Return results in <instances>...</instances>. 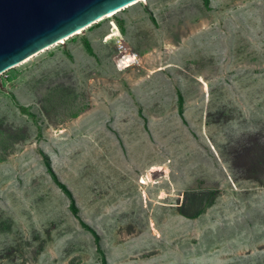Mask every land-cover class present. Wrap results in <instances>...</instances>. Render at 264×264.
I'll list each match as a JSON object with an SVG mask.
<instances>
[{"label": "rangeland", "instance_id": "rangeland-1", "mask_svg": "<svg viewBox=\"0 0 264 264\" xmlns=\"http://www.w3.org/2000/svg\"><path fill=\"white\" fill-rule=\"evenodd\" d=\"M122 52L137 60L117 67ZM22 61L0 73V264H100L40 150L71 188L103 180L106 104L127 93L141 99V228L98 233L105 263L264 264V0L137 1ZM186 170L185 226L166 189Z\"/></svg>", "mask_w": 264, "mask_h": 264}, {"label": "crops", "instance_id": "crops-1", "mask_svg": "<svg viewBox=\"0 0 264 264\" xmlns=\"http://www.w3.org/2000/svg\"><path fill=\"white\" fill-rule=\"evenodd\" d=\"M118 96L111 97L107 102L109 104H106L110 107L107 111L109 128L102 129V133L110 138L113 153L103 159L105 167L100 164L102 166L96 168V174L99 177L105 176L103 180L98 179L86 184L79 183L80 185L77 184L71 188L64 176L57 174L60 181L71 191L81 219L92 226L97 233L105 230L115 236L133 234L136 233V229L141 228V183L139 179L144 172V169L141 171V117L138 109H135L137 105L141 107V99L137 93L121 94V98ZM82 114L81 112L79 118ZM134 122L138 123L136 128L131 126ZM98 133L96 137L101 138L103 135L99 136ZM91 138L92 135H90ZM102 146L99 142L95 146L97 148L95 157L98 163L103 151ZM48 157L55 172L51 162L52 158ZM74 169L76 170L77 167L74 166ZM186 175L181 181H173L169 186L170 191L166 189V198L175 203L170 209L171 215L176 220L179 219L181 224L185 222V226L189 223L188 221L192 220L191 215H188V209H190L188 203L192 200L184 196V190L191 184L186 178L188 170H186ZM95 197L97 200L94 199ZM184 198L185 210H179V202H182Z\"/></svg>", "mask_w": 264, "mask_h": 264}, {"label": "water", "instance_id": "water-1", "mask_svg": "<svg viewBox=\"0 0 264 264\" xmlns=\"http://www.w3.org/2000/svg\"><path fill=\"white\" fill-rule=\"evenodd\" d=\"M139 0H0V73Z\"/></svg>", "mask_w": 264, "mask_h": 264}, {"label": "trees", "instance_id": "trees-1", "mask_svg": "<svg viewBox=\"0 0 264 264\" xmlns=\"http://www.w3.org/2000/svg\"><path fill=\"white\" fill-rule=\"evenodd\" d=\"M203 4L206 6V8H208V0H202ZM83 46L86 50L87 53L89 54H93L92 48L88 42V40L83 39ZM177 113L178 115L182 118L183 116V97L181 95V93L179 91H177ZM40 155L42 157L43 160V164L45 166V170L46 172L49 174L50 178L52 179V181L55 183V185L66 195V197L68 198V208L70 210V212L72 213V215L78 220L79 224L81 225V227L85 230H87L88 232L91 233V235L93 236V241L95 244V249L96 251L99 253L100 255V264H106V260L104 257V254L99 246V235L97 233V231L90 225H88L87 223H85L79 216L78 214V208L76 206L73 195L71 193V191L68 189V187L62 182L60 181V179L57 177L56 173L54 172V170L51 167L50 164V160L49 157L40 150Z\"/></svg>", "mask_w": 264, "mask_h": 264}, {"label": "bare ground", "instance_id": "bare-ground-1", "mask_svg": "<svg viewBox=\"0 0 264 264\" xmlns=\"http://www.w3.org/2000/svg\"><path fill=\"white\" fill-rule=\"evenodd\" d=\"M139 1H145V0H139ZM135 2H137V1H135ZM135 2H131L130 4H128V5H126V6H124L123 8H125V7H127V6H130L131 4H133V3H135ZM122 9V8H121ZM120 10V9H119ZM119 10H115V11H112V12H109V13H107V15L105 14L104 16H101L100 18H98L96 21H98V20H101L102 18H104V17H109V16H111L113 13H115L116 11H119ZM95 21V22H96ZM88 26H90V25H88ZM80 32V30H77V31H75L73 34H77V33H79ZM72 34V35H73ZM61 41H63V39H61ZM60 42V41H59ZM59 42H57V43H59ZM57 43H55V44H57ZM54 45V44H53ZM52 46V45H51ZM48 48V47H47ZM44 50V49H43ZM42 51V50H41ZM30 58V57H29ZM133 59V57H132V55L131 54H128V53H125V55L123 56V57H121L119 60H116V63H118V66L120 67V68H122V67H126V66H129L130 65V62H131V60ZM26 60H27V58H26ZM25 59H24V61H26ZM20 63H23V61H21ZM19 64V63H18ZM17 65V64H16Z\"/></svg>", "mask_w": 264, "mask_h": 264}, {"label": "built area", "instance_id": "built-area-1", "mask_svg": "<svg viewBox=\"0 0 264 264\" xmlns=\"http://www.w3.org/2000/svg\"><path fill=\"white\" fill-rule=\"evenodd\" d=\"M128 54H131V53H128ZM125 55V52H122V54L120 55V57L117 59V60H119L121 57H123ZM132 55V57H133V59L131 60V62H130V65L135 61V60H137V58H136V54H131ZM116 65H117V67H119L118 66V63H116ZM129 65V66H130ZM126 67H128V66H126ZM122 68H124V67H122Z\"/></svg>", "mask_w": 264, "mask_h": 264}]
</instances>
